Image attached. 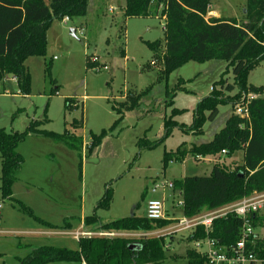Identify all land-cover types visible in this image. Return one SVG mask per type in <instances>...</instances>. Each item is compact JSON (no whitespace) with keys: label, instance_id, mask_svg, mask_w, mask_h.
Returning <instances> with one entry per match:
<instances>
[{"label":"rangeland","instance_id":"rangeland-1","mask_svg":"<svg viewBox=\"0 0 264 264\" xmlns=\"http://www.w3.org/2000/svg\"><path fill=\"white\" fill-rule=\"evenodd\" d=\"M211 4L223 17L242 19L247 0H211ZM125 5L126 0H89L85 16L67 23L64 18L54 20L47 34L46 56L26 61L30 95L19 90L12 76L0 83V128L23 132L38 121L40 129L68 130L84 140L82 151L38 135H29L18 145L16 151L24 163L12 186V198L3 197L0 189V264H20L33 248L44 245L78 249L74 233L85 217L95 213L103 222L143 215L150 200L166 194L168 212L180 214L175 207L178 194L169 188L152 189L185 176L211 173L214 162L210 159L189 154L184 161L175 159L166 165L164 157L166 151L181 145L189 149L209 142L225 127L235 111L231 103L219 105L218 116L206 120L203 133L192 128L199 102L211 95L214 86L221 89L216 82L227 62L189 61L164 77L148 45L165 38L161 10L154 6L148 17H126ZM74 28L76 35L71 32ZM87 56L92 68L87 67ZM225 78L234 83L232 72ZM181 80L173 106H166L167 89L172 91ZM248 82L264 86V60L249 72ZM129 92L143 94L141 105L121 117L113 104L128 102ZM68 99L74 103L66 107ZM174 108L180 110L173 116L178 126L167 134L164 119ZM81 119L84 126L75 129L74 121ZM104 130L107 135L90 151L94 135ZM140 139L156 145L141 147ZM221 157L227 164L240 163L243 151ZM108 188L112 189L109 208L98 207ZM259 214L264 218V207ZM256 231L264 236L263 227ZM168 247L166 259L158 264H188L187 249L194 244L187 234L176 235Z\"/></svg>","mask_w":264,"mask_h":264},{"label":"trees","instance_id":"trees-1","mask_svg":"<svg viewBox=\"0 0 264 264\" xmlns=\"http://www.w3.org/2000/svg\"><path fill=\"white\" fill-rule=\"evenodd\" d=\"M210 5L211 0H126L125 5L126 17H148L154 13V6L157 11L161 10V17L166 22L165 38L148 45L154 52L153 63L161 64L164 77L189 61L227 62L222 77L216 82L221 89L214 86L211 95L197 106L192 126L194 133H203L206 120L218 116L220 104L231 103L235 107L240 96L257 95L248 104L249 117L233 112L225 127L215 133L211 141L195 144L189 149L181 145L176 151L165 152L166 165L175 159L184 161L189 154L197 159L202 156L215 160L209 175L185 176L174 182L173 191L184 201L181 213L188 217L264 192V97L261 96L264 86L248 82L249 72L264 60V0H247L242 19L208 18ZM88 7L89 0H0V83L12 76L18 82L19 90L30 95L31 74L26 65L27 59L46 56L47 34L54 20L85 16ZM87 67H93L88 56ZM230 72L234 75L233 84L225 78ZM181 82L172 91L167 89L166 106H173L176 89H182ZM236 89L237 92L231 95ZM128 96V102L113 104L121 117L126 111L141 105L143 94L129 92ZM72 103L73 100H66V107ZM179 112L174 108L172 115L165 117L167 134L171 128L178 126L173 116ZM39 126L40 122L32 121L23 132H7L0 128V189L3 197L12 198V186L24 163V158L16 149L29 135L49 137L71 149L82 151L84 140L76 132L65 130L56 133ZM73 126L75 129L82 128L84 119L74 121ZM106 135V130L101 135H94L90 151L99 146ZM138 143L141 147L156 145L144 139ZM223 150L228 156L243 151L242 162L227 164L221 157ZM111 200L112 189L108 188L98 207L109 208ZM170 223L169 220H151L136 213L108 222H103L97 213L84 218V227L91 225L87 229L91 232H149ZM252 224L255 229L264 228V218L259 212L252 215ZM242 230L243 220L229 215L216 219L209 233L200 227L187 239L194 242L210 237L230 248L240 240ZM172 239L86 236L78 240L79 248L75 250L51 245L33 248L31 253L20 259V264H158L166 259L168 242ZM248 248L264 264V236L259 233L252 236ZM186 256L188 264H208L207 256L195 248L187 249Z\"/></svg>","mask_w":264,"mask_h":264},{"label":"built area","instance_id":"built-area-1","mask_svg":"<svg viewBox=\"0 0 264 264\" xmlns=\"http://www.w3.org/2000/svg\"><path fill=\"white\" fill-rule=\"evenodd\" d=\"M114 8H111L113 10ZM71 20L68 16L64 17V22L67 23ZM77 30L75 31L76 34ZM80 35L83 31L79 32ZM255 94L243 95L242 102L235 105V114L242 117H249V102L256 98ZM223 155L227 154L226 150H223ZM199 156L198 159H202ZM159 188L174 189V182L158 184L152 189L156 192ZM184 201L182 198L176 202L175 207L182 212ZM264 207V192H257L249 197H244L239 201L226 204L224 206L204 211L194 217H188L181 214H170L166 207L165 197L163 199H152L147 204L145 216L151 220H169L171 221L165 227L158 228L149 232H108L99 231L91 232L87 230H81L74 233L76 239H80L86 236H101V237H128L135 240L152 238V237H166L167 239L174 238L178 234H187L189 236L195 233L200 227H204L207 233L212 228L214 221L220 218H226L229 215H235L243 220V230L240 240L230 248L224 247L219 244L217 239L205 238L201 240H195L193 242L194 247L198 252L205 254L208 259V264H262L263 261L259 260L255 253L249 250L248 243L251 241V237L257 234L256 229L252 224V215H255L259 210ZM86 264V263H84Z\"/></svg>","mask_w":264,"mask_h":264},{"label":"crops","instance_id":"crops-1","mask_svg":"<svg viewBox=\"0 0 264 264\" xmlns=\"http://www.w3.org/2000/svg\"><path fill=\"white\" fill-rule=\"evenodd\" d=\"M113 8V7H112ZM208 18L209 17H223L222 15H220V12H218L217 10H215V9H212V4L210 5V8H209V12H208V16H207ZM75 29V28H74ZM77 29H75V31H76ZM76 35V34H75ZM231 116V115H230ZM229 116V117H230ZM224 156H226V155H224ZM206 159H210L211 161H213V162H215V160L213 159V158H206V157H203L201 160H206ZM164 197H166V194H164ZM175 211H173L172 213H170V214H175L174 213ZM146 213V212H145ZM180 214H181V212H180ZM143 215H145V214H143ZM143 215H139V216H143ZM82 224L83 225H81V227H79L76 231H81V230H84V220H83V222H82ZM86 228V227H85ZM87 228H89V227H87ZM80 229V230H79ZM65 232H67V231H62L61 232V234H64ZM45 234H50V231L49 232H44ZM258 233V232H257Z\"/></svg>","mask_w":264,"mask_h":264},{"label":"water","instance_id":"water-1","mask_svg":"<svg viewBox=\"0 0 264 264\" xmlns=\"http://www.w3.org/2000/svg\"><path fill=\"white\" fill-rule=\"evenodd\" d=\"M71 32L73 33V35H75V29H72Z\"/></svg>","mask_w":264,"mask_h":264}]
</instances>
